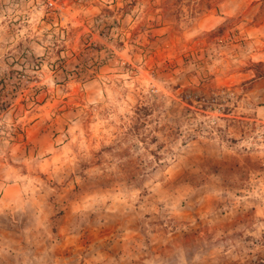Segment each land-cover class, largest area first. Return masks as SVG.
<instances>
[{
  "label": "rangeland",
  "instance_id": "rangeland-1",
  "mask_svg": "<svg viewBox=\"0 0 264 264\" xmlns=\"http://www.w3.org/2000/svg\"><path fill=\"white\" fill-rule=\"evenodd\" d=\"M261 259L264 0H0V264Z\"/></svg>",
  "mask_w": 264,
  "mask_h": 264
},
{
  "label": "trees",
  "instance_id": "trees-1",
  "mask_svg": "<svg viewBox=\"0 0 264 264\" xmlns=\"http://www.w3.org/2000/svg\"><path fill=\"white\" fill-rule=\"evenodd\" d=\"M150 111L151 109L147 105L137 106L134 110V120H133L134 124L127 130V132L141 134L140 133L141 129L147 125L148 122L147 119L152 114L150 113ZM153 139H156V137ZM152 154L158 155L157 152L154 153L152 152ZM207 163L208 161L206 162V164ZM206 164L204 166H206ZM221 166H224V164H221ZM257 261L258 262L256 264H264V259Z\"/></svg>",
  "mask_w": 264,
  "mask_h": 264
}]
</instances>
